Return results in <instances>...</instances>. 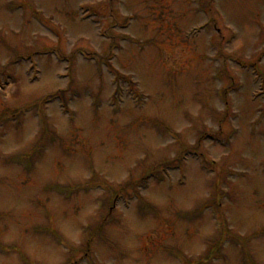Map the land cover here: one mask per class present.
<instances>
[{
	"label": "rangeland",
	"instance_id": "1",
	"mask_svg": "<svg viewBox=\"0 0 264 264\" xmlns=\"http://www.w3.org/2000/svg\"><path fill=\"white\" fill-rule=\"evenodd\" d=\"M0 264H264V0H0Z\"/></svg>",
	"mask_w": 264,
	"mask_h": 264
}]
</instances>
